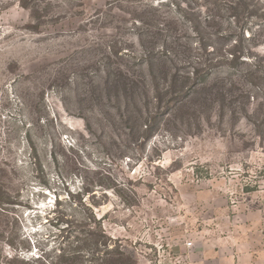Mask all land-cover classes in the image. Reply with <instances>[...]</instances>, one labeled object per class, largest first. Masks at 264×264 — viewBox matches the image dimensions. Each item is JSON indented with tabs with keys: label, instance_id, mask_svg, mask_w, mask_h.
Masks as SVG:
<instances>
[{
	"label": "rangeland",
	"instance_id": "374dc122",
	"mask_svg": "<svg viewBox=\"0 0 264 264\" xmlns=\"http://www.w3.org/2000/svg\"><path fill=\"white\" fill-rule=\"evenodd\" d=\"M0 188L17 264L264 250V0H0Z\"/></svg>",
	"mask_w": 264,
	"mask_h": 264
},
{
	"label": "trees",
	"instance_id": "16d2710c",
	"mask_svg": "<svg viewBox=\"0 0 264 264\" xmlns=\"http://www.w3.org/2000/svg\"><path fill=\"white\" fill-rule=\"evenodd\" d=\"M240 6H243V2L240 3ZM233 11L236 10V8L232 7L231 8ZM233 58H238V56H236L237 54L234 52L233 54ZM0 192H1V188H0ZM7 195V193H5L4 191H2L1 196H0V212H6L7 209L6 207V200L7 198H5ZM96 236H101L103 237L105 240H103L100 243V246H102L105 251L110 250V244H109V240L112 241L111 237L107 234L106 230H104L102 227H100V230L96 233H94ZM10 246H12V244H9ZM80 248L77 246L75 247L72 251L70 249L69 253H71V255L76 256L77 253L79 252ZM66 250H64L65 252ZM66 253V252H65ZM17 263H23L22 260H19L18 258L15 257H9V256H3V254L0 253V264H17Z\"/></svg>",
	"mask_w": 264,
	"mask_h": 264
},
{
	"label": "crops",
	"instance_id": "0c3cea01",
	"mask_svg": "<svg viewBox=\"0 0 264 264\" xmlns=\"http://www.w3.org/2000/svg\"><path fill=\"white\" fill-rule=\"evenodd\" d=\"M243 257H245V259L242 261V264H264V250L252 251L250 254H246V256Z\"/></svg>",
	"mask_w": 264,
	"mask_h": 264
}]
</instances>
